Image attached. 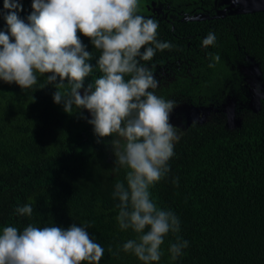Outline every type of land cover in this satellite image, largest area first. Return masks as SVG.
Instances as JSON below:
<instances>
[{
    "label": "trees",
    "instance_id": "obj_1",
    "mask_svg": "<svg viewBox=\"0 0 264 264\" xmlns=\"http://www.w3.org/2000/svg\"><path fill=\"white\" fill-rule=\"evenodd\" d=\"M174 2L180 0H139V14L159 25L158 39L174 45L147 62L159 80L156 94L176 102L171 123L179 135L169 175L151 189L157 205L181 222L180 232L166 238L159 264H264V99L254 93L259 86L264 96V10L185 20L189 7ZM19 3L27 22L32 0ZM6 13L0 0L4 32ZM210 31L216 46L205 48ZM78 35L94 56L87 87L101 75L95 68L100 53ZM209 53L220 55L211 68ZM37 77L23 90L0 80V228L76 223L104 248L99 264H142L122 250L135 234L116 220L113 192L125 170L112 171L111 138L97 142L87 110L66 113L53 101L56 89ZM24 204L32 205L31 217L15 212ZM177 235L189 246L174 261L167 249Z\"/></svg>",
    "mask_w": 264,
    "mask_h": 264
},
{
    "label": "clouds",
    "instance_id": "obj_2",
    "mask_svg": "<svg viewBox=\"0 0 264 264\" xmlns=\"http://www.w3.org/2000/svg\"><path fill=\"white\" fill-rule=\"evenodd\" d=\"M31 7L25 22L18 15L19 0H3L8 31H0V80L29 89L37 84L39 73L56 89L53 101L66 113L87 110L97 142L111 138L107 143L114 156L112 171L125 170L113 192L119 200L116 220L135 238L122 250L142 264H159L166 238L180 232L181 222L173 211L157 205L151 189L169 175L179 135L171 123L176 102L156 94L159 80L147 62L174 45L158 39L159 25L139 14V0H32ZM78 33L100 53L95 68L101 75L87 87L94 56ZM216 41L210 31L202 46L215 47ZM209 58L214 61L211 68L220 55L209 53ZM254 93L264 99L259 86ZM172 182L178 185L179 178ZM15 212L31 217L33 207L24 204ZM188 246L177 235L167 251L175 261ZM103 255L104 248L87 226L76 223L68 228H0V264H99Z\"/></svg>",
    "mask_w": 264,
    "mask_h": 264
},
{
    "label": "flooded vegetation",
    "instance_id": "obj_3",
    "mask_svg": "<svg viewBox=\"0 0 264 264\" xmlns=\"http://www.w3.org/2000/svg\"><path fill=\"white\" fill-rule=\"evenodd\" d=\"M199 4L192 1L191 3L188 1V6L189 9L188 11H186L184 14V16L182 17V19H185V20H190V19H187V18H191L193 16H195L196 14L198 13H204V14H207L208 17L207 18H210L211 16L213 15H219V14H224L226 11H229V9L225 8L226 5L225 4H221V0H211V5L209 8H206V4H210V0H198ZM209 2V3H207ZM152 3V6L154 7H151L152 10L153 9H156L154 12L156 13H164V16H166V12L163 11V9L160 7V6H156L154 4V2H151ZM215 11L216 14H210L211 11ZM178 14H180L181 11H176ZM211 15V16H210ZM205 19V18H204ZM193 20H198V19H193ZM191 60V62H186L189 67H188V70L189 68H191V65H192V61L194 60L192 57L189 58ZM195 62V61H194Z\"/></svg>",
    "mask_w": 264,
    "mask_h": 264
},
{
    "label": "water",
    "instance_id": "obj_4",
    "mask_svg": "<svg viewBox=\"0 0 264 264\" xmlns=\"http://www.w3.org/2000/svg\"><path fill=\"white\" fill-rule=\"evenodd\" d=\"M220 3L225 4V8L229 9L232 13H247L264 10V0H221ZM155 10L156 9H153V11ZM207 17V14L198 13L187 19H204Z\"/></svg>",
    "mask_w": 264,
    "mask_h": 264
},
{
    "label": "rangeland",
    "instance_id": "obj_5",
    "mask_svg": "<svg viewBox=\"0 0 264 264\" xmlns=\"http://www.w3.org/2000/svg\"><path fill=\"white\" fill-rule=\"evenodd\" d=\"M183 3H184V5L186 4V6H188V4H187L188 2H187V1H185V2H183ZM183 3H182L181 0H180V3H178V2H174V5H179V6H180V5H182ZM250 68H251V67H250ZM251 70H253V68H252ZM197 113H199V112H197ZM200 115H202L201 112L199 113V116H200ZM174 120L176 121V119H174Z\"/></svg>",
    "mask_w": 264,
    "mask_h": 264
}]
</instances>
